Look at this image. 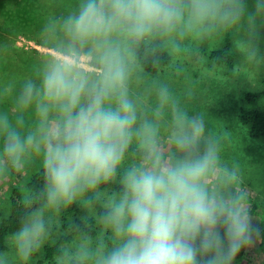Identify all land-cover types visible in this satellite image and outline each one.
Listing matches in <instances>:
<instances>
[{
  "label": "clouds",
  "instance_id": "1",
  "mask_svg": "<svg viewBox=\"0 0 264 264\" xmlns=\"http://www.w3.org/2000/svg\"><path fill=\"white\" fill-rule=\"evenodd\" d=\"M49 11L20 75L0 76V183L36 166L0 264H234L255 244L247 168L225 125L174 80L215 74L226 37L250 83L264 0H70ZM6 48V46H5ZM229 83V77L226 76ZM77 206L82 215L62 217Z\"/></svg>",
  "mask_w": 264,
  "mask_h": 264
},
{
  "label": "rangeland",
  "instance_id": "2",
  "mask_svg": "<svg viewBox=\"0 0 264 264\" xmlns=\"http://www.w3.org/2000/svg\"><path fill=\"white\" fill-rule=\"evenodd\" d=\"M20 2L26 6L25 18L21 19L17 28H11L13 34L1 27L6 14L0 12V76L4 77L20 75L27 69L33 58L34 51L31 49L42 51L36 40L44 17L49 11L61 10L56 6L57 3H62L66 7L70 0H15L14 3ZM246 3L251 11L254 0H246ZM229 38L234 63H236L240 57L233 48V37L229 36ZM259 43L260 51L264 53V28L260 30ZM222 44L223 42L219 46ZM226 76L229 77V83L226 82ZM263 80L264 67H261L252 84L243 77L232 78L230 71L223 73L219 65L214 75L203 80L200 79V70L193 68H189L183 77L174 80L177 88L191 86L194 89L192 105L196 110H204L208 113L212 126L225 125L229 131H232L235 144L229 154L239 155L247 168L245 185L250 194V202L257 203L259 208V216L256 218L259 236L252 246L262 254H264V138L251 139L246 132V127L238 120V112L241 107L248 106L242 99L243 92L264 88ZM259 105L264 109V97L259 100ZM36 169L38 167L33 166L26 175L0 183V218L9 212V195L12 188L17 187L23 190L26 180ZM78 210L77 216L80 217L83 213L79 208ZM41 255L42 252L35 258L34 264ZM50 262L47 261L44 264H50ZM244 263L243 259L235 262V264Z\"/></svg>",
  "mask_w": 264,
  "mask_h": 264
},
{
  "label": "trees",
  "instance_id": "3",
  "mask_svg": "<svg viewBox=\"0 0 264 264\" xmlns=\"http://www.w3.org/2000/svg\"><path fill=\"white\" fill-rule=\"evenodd\" d=\"M14 2L15 0H0V12H4L6 14L5 21L1 23V27L12 34V29L17 28V25L21 22V19L25 18L24 9L26 8L22 2L19 4ZM36 42L38 43L37 40ZM31 50L34 52H39L34 48ZM208 55L211 62L220 59L218 61V65H223V60H225L228 68H231V66L234 64V58L230 38L226 37L223 41V44L217 47L215 50H212ZM263 97L264 88L244 91L242 94V99L247 103L248 106L241 107L238 112V120L246 127L248 136L254 140L264 138V109H262L259 105V100ZM40 184L41 175L38 168L26 180L23 190H20L17 187L12 188L9 195V212L7 215L0 218V250H3L5 246V237L14 231L16 227H18L19 216L24 211L20 199L21 194L24 193L28 188L33 190L38 188ZM250 210L252 225L255 229H257L256 218L259 216V208L257 203L250 202ZM78 212V207L74 205L72 209H70L65 214V216L62 217V222L66 224L67 218L72 216V219L78 223ZM54 251L55 249L53 247L45 246L42 251V255L36 261V264H44L47 261H51ZM239 259H243L245 262L244 264H264V254H262L259 250H257V248H254L253 246L243 249L237 255L234 264Z\"/></svg>",
  "mask_w": 264,
  "mask_h": 264
}]
</instances>
